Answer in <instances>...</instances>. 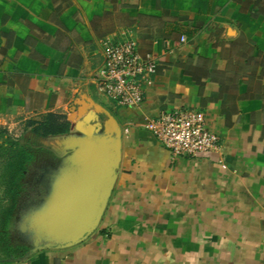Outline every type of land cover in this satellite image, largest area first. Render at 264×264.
I'll return each instance as SVG.
<instances>
[{"label": "crops", "instance_id": "crops-1", "mask_svg": "<svg viewBox=\"0 0 264 264\" xmlns=\"http://www.w3.org/2000/svg\"><path fill=\"white\" fill-rule=\"evenodd\" d=\"M122 32L157 59L139 108L96 90ZM175 108L203 112L220 150L173 157L146 120ZM50 114L68 132L34 134ZM0 127L49 175H107L81 242L0 264H264V0H0Z\"/></svg>", "mask_w": 264, "mask_h": 264}, {"label": "rangeland", "instance_id": "rangeland-1", "mask_svg": "<svg viewBox=\"0 0 264 264\" xmlns=\"http://www.w3.org/2000/svg\"><path fill=\"white\" fill-rule=\"evenodd\" d=\"M38 149L15 130L0 127V260L4 262L70 246L65 245L69 242L65 235L73 226L57 223L51 213L59 205L52 202L59 196L54 191L69 187L65 184L70 178L42 170L43 161L34 158ZM55 173L53 169L51 174Z\"/></svg>", "mask_w": 264, "mask_h": 264}, {"label": "built area", "instance_id": "built-area-1", "mask_svg": "<svg viewBox=\"0 0 264 264\" xmlns=\"http://www.w3.org/2000/svg\"><path fill=\"white\" fill-rule=\"evenodd\" d=\"M184 42V37L180 38ZM102 64L95 73L96 90L117 108H139L146 90L153 84L157 59L152 52H140L129 32L101 41ZM153 137L173 157L197 158L220 150V140L211 132L203 112L190 108L160 111L146 120Z\"/></svg>", "mask_w": 264, "mask_h": 264}, {"label": "water", "instance_id": "water-1", "mask_svg": "<svg viewBox=\"0 0 264 264\" xmlns=\"http://www.w3.org/2000/svg\"><path fill=\"white\" fill-rule=\"evenodd\" d=\"M79 153L85 154L84 152ZM83 163L84 165L81 170L79 166L76 172L60 171L56 176L58 178H70L65 184L69 187L60 188V185V189L54 191L59 193V196L54 197L55 201L52 202H55V204L59 203V205L51 208L52 216L59 220L57 223L73 226L70 228L72 233H66L65 235V238L69 241L65 245H72L81 242L93 230L97 216L104 205V200L107 195V192H104V189L100 191V193L98 192L103 177L106 178L107 176L105 171L100 170L102 174L100 173V176H98L97 171L95 170L96 168L94 170H88L85 167V163L88 162ZM83 172L85 174L89 172L91 176H82ZM74 173H76V175H74ZM104 186L107 187L105 181ZM92 188H97V192H92Z\"/></svg>", "mask_w": 264, "mask_h": 264}, {"label": "trees", "instance_id": "trees-1", "mask_svg": "<svg viewBox=\"0 0 264 264\" xmlns=\"http://www.w3.org/2000/svg\"><path fill=\"white\" fill-rule=\"evenodd\" d=\"M59 119V117L51 114L46 116V119L43 122L37 124V126L33 128V133L41 137L67 133L69 121L65 119L59 121Z\"/></svg>", "mask_w": 264, "mask_h": 264}]
</instances>
